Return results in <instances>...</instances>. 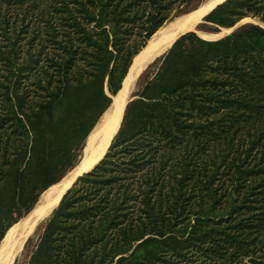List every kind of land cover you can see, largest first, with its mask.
<instances>
[{"label": "trees", "instance_id": "1", "mask_svg": "<svg viewBox=\"0 0 264 264\" xmlns=\"http://www.w3.org/2000/svg\"><path fill=\"white\" fill-rule=\"evenodd\" d=\"M201 1L0 0V225L74 167L135 56ZM246 18L264 24V0H226L204 21ZM259 24L172 44L29 264H264Z\"/></svg>", "mask_w": 264, "mask_h": 264}, {"label": "bare ground", "instance_id": "2", "mask_svg": "<svg viewBox=\"0 0 264 264\" xmlns=\"http://www.w3.org/2000/svg\"><path fill=\"white\" fill-rule=\"evenodd\" d=\"M224 1L225 0H206L199 7L191 10V12L186 13L185 15L177 19L175 18V20L173 19V22L162 27L150 38L145 47L142 48V50L133 59L128 74L123 82L121 91L116 97L113 98V101L116 105L121 102V107L118 115L119 117L117 121H115V123L113 124V120H108L107 125L102 130L98 132L93 131L89 136L86 151L89 149L93 151L95 141L98 140L101 134H106V132L109 130V132L107 133V140L101 152L99 153L97 158L91 159L89 162L84 163L82 166L68 171V173L61 180L45 190L43 194H41L43 195L41 203L36 206L29 213V215H27V217L21 219L18 223H15L6 231L2 242L0 241V264L13 263L16 255L21 251L25 241L32 234L36 224L46 218L47 213H49L52 208H54L59 203L63 195L75 183L76 179L80 175L88 173L90 170H92L93 166L96 165L98 160L105 154L114 134L118 130L122 118V110L130 94H132V88L135 79L145 68V66L154 61V58L160 56L163 52L168 50L178 38H180L184 34H188V32H194L204 40L213 41L220 39V33L209 34L207 32H203L198 29V24L201 22L204 16L208 14L215 6L221 4ZM231 29L232 28L226 29V31L224 32H230ZM111 125L112 127L110 129ZM43 198L46 199L43 200ZM43 202H48V204L46 206H43ZM46 208L47 210L50 208L49 211L46 212ZM33 235L34 234H32V236Z\"/></svg>", "mask_w": 264, "mask_h": 264}, {"label": "rangeland", "instance_id": "3", "mask_svg": "<svg viewBox=\"0 0 264 264\" xmlns=\"http://www.w3.org/2000/svg\"><path fill=\"white\" fill-rule=\"evenodd\" d=\"M206 0H202L201 2L197 3V4H194L191 8L185 10L187 11L186 13H189L191 12V10L193 9H196L197 7H199L202 3H204ZM185 11H183L182 13H180L179 15H177V13L174 11L170 17L169 20H167L163 25L162 27L166 26L167 24L173 22V19L175 20V18H179L183 15H185ZM245 23H254V24H259L258 21L256 20H253V19H250V18H246V19H243V21L241 20L239 23H237L234 27H236L235 29H232V31L229 33V32H224L226 31V28H221V27H216L215 25L213 24H210L206 21H204V18L202 19V21L198 24V29L203 31V32H207L209 34H219L220 33V38H223L225 37L226 35H229L231 34L233 31H235L238 27H240L241 25L245 24ZM260 26H263L264 28V24H259ZM161 27V28H162ZM200 27V28H199ZM160 28V29H161ZM159 29V30H160ZM217 30V32H214L213 30ZM189 33V32H188ZM194 33V32H193ZM196 34V33H195ZM224 34V35H223ZM196 36H198L196 34ZM199 37V36H198ZM161 58V57H160ZM160 58L152 61L151 63H149L148 65H146V67L140 72V74L137 76V78L135 79V82H134V85H133V88H132V94H131V97L135 96L140 90L141 88L143 87V85L145 84V82L149 81L153 75L156 73L158 67H159V60ZM137 80V81H136ZM138 85V86H137ZM99 121V120H98ZM85 143V142H84ZM83 143V146L85 145ZM83 146L81 148H79L78 150L75 151L74 153V157L72 159V162L71 164L72 165H77V163L79 162V160L81 159V157L83 156ZM72 169V168H71ZM41 196V195H40ZM40 196L38 198V200L36 201V203L32 206V209L26 213L24 215V213L27 211V208H28V205H23L21 206V210L19 211H13L12 214L7 218L5 219V221L3 222V225H0V241L2 242L5 234H6V231L8 229V226L11 225L13 222L15 223H18L21 219H24L25 217H27V215H29V213L34 209V207L36 206L37 202L39 201L40 199ZM24 215V216H23ZM52 215V214H51ZM51 215L49 217H47L46 219L42 220V221H39L32 234H34L32 236V234L27 238V240L25 241L24 245L22 246V249L21 251L16 255L14 261L12 264H29L30 262V258L33 254V252L36 250L41 238H42V235H43V232H44V227L48 221V219L51 217ZM23 216V217H21ZM21 217V218H20ZM41 223V224H40ZM43 223V224H42ZM13 226V225H11ZM10 226V227H11ZM40 227V228H39ZM40 229V230H39ZM5 232V233H4ZM37 232V233H36ZM36 233V234H35ZM4 235V236H3ZM32 236V237H31ZM0 242V244H1Z\"/></svg>", "mask_w": 264, "mask_h": 264}, {"label": "water", "instance_id": "4", "mask_svg": "<svg viewBox=\"0 0 264 264\" xmlns=\"http://www.w3.org/2000/svg\"><path fill=\"white\" fill-rule=\"evenodd\" d=\"M226 1V0H225ZM224 1V2H225ZM223 3V2H222ZM219 5V4H218ZM216 7V6H215ZM214 7V8H215ZM213 8V9H214ZM212 9V10H213ZM211 10V11H212ZM210 11V12H211ZM209 12V13H210ZM208 13V14H209ZM208 14H206V15H208ZM205 15V16H206ZM204 16V17H205ZM202 21V20H201ZM263 27V26H262ZM236 27H233L232 29H235ZM232 29L230 30V32L232 31ZM229 32V33H230ZM167 52V50L165 51V52H163L160 56H158V57H156V58H154V60H156V59H158V58H160V57H162L165 53ZM146 67V66H145ZM125 80V79H124ZM124 82V81H123ZM122 85H123V83H122ZM121 89H122V86H121ZM121 89H120V91H121ZM119 91V92H120ZM118 92V93H119ZM118 93L114 96V97H116L117 95H118ZM113 97V98H114ZM113 98H112V103H111V105H110V107L108 108V110L102 115V117L99 119V121L97 122V124L95 125V127L93 128V130L91 131V133L93 132V131H100V130H102L106 125H107V123H108V120H113V124L115 123V121H117V119H118V115H119V110H120V107H121V102L118 104V105H116L115 103H114V101H113ZM134 99V97L132 96L131 97V94H130V96H129V98L127 99V101H126V104H125V106L123 107V110H122V118H121V121H120V125H121V122H122V119H123V114H124V110H125V107H126V105H127V103H129L131 100H133ZM120 125H119V127H118V130H117V132L114 134V136H113V138H112V140H111V142H110V144H109V146H108V148H107V150H106V152H105V154L98 160V162L96 163V165H94L93 166V168H92V170L103 160V158L105 157V155H106V153H107V151H108V149H109V147H110V145H111V143H112V141H113V139H114V137H115V135L118 133V131H119V128H120ZM111 127H112V125L110 126V129H111ZM109 132V130L106 132V134L105 133H103V134H101V136L98 138V140L97 141H95V143H94V149H93V151L92 150H87L86 151V148H87V141H88V139H89V136H90V134H89V136L87 137V139H86V141H85V145H84V147H83V156L81 157V159L79 160V162L77 163V165H75L71 170H74V169H76V168H78V167H80V166H82L84 163H86V162H89L91 159H94V158H97V156L99 155V153L101 152V150H102V148H103V146H104V144H105V142H106V140H107V133ZM105 136H106V138H105ZM95 151V152H94ZM94 152V153H93ZM91 171V170H90ZM89 171V172H90ZM84 174H86V173H84ZM84 174H82V175H80L77 179H76V181H75V183L77 182V180L80 178V177H82ZM75 183L72 185V187L75 185ZM71 187V188H72ZM70 188V189H71ZM43 194V193H42ZM42 197H43V195H41L40 196V199H39V201L37 202V204H36V206H38L40 203H41V201H42ZM44 199H46V198H43V200ZM62 199V198H61ZM61 201V200H60ZM60 201H59V203H60ZM58 203V204H59ZM48 204V202H43V206H46ZM58 204L54 207V208H52V210L49 212V213H47V215H46V218L47 217H49L52 213H53V211L56 209V207L58 206ZM35 206V207H36ZM34 207V208H35ZM50 209V208H49ZM49 209L47 210V208L45 209L46 210V212L47 211H49ZM46 218H44V219H46ZM43 219V220H44ZM42 221V220H41Z\"/></svg>", "mask_w": 264, "mask_h": 264}]
</instances>
